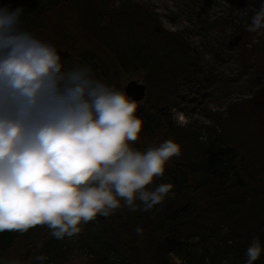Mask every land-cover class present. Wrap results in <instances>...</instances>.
Instances as JSON below:
<instances>
[{
    "label": "rangeland",
    "instance_id": "1",
    "mask_svg": "<svg viewBox=\"0 0 264 264\" xmlns=\"http://www.w3.org/2000/svg\"><path fill=\"white\" fill-rule=\"evenodd\" d=\"M262 3L264 0H0L3 5L25 8L23 26L54 44L61 51L66 69L73 67L71 59L63 54L67 51L63 47L66 40L72 39L74 44L76 37L80 46L92 47L104 55L101 46L109 49L114 42L123 45L122 33L132 25L156 50L168 46L184 55L187 63L182 65L184 61L179 60L182 68L178 75H168L169 66L164 62L163 73L153 80L132 75L121 88L131 81L145 85L143 102L168 114L172 139L181 146V153L172 161L196 163L212 144L223 145L237 153L238 160L244 162L245 174L254 179L264 178V30L250 32L248 25ZM82 6L90 7L92 30L81 17ZM217 184L215 181L206 189L211 195L205 200L208 207L217 200ZM241 195L233 191L231 202L238 201ZM244 195L250 212L243 204L236 213L228 211L226 216L233 219L223 220L216 214L214 221H224L220 235L230 233L238 241L258 236L264 243V221L259 215L264 211V193ZM156 218L161 220L163 215ZM185 231L194 239L190 245L198 251L196 232L192 228ZM16 235L3 256L6 261L139 264L135 257L125 260L119 255L113 232L98 218L71 237L56 238L46 225H36ZM219 236H211L204 248L218 244ZM41 256L42 260L37 259ZM244 257L243 254L241 259ZM220 258L224 261L221 264L233 260L226 253ZM206 264L213 263L207 260Z\"/></svg>",
    "mask_w": 264,
    "mask_h": 264
},
{
    "label": "clouds",
    "instance_id": "2",
    "mask_svg": "<svg viewBox=\"0 0 264 264\" xmlns=\"http://www.w3.org/2000/svg\"><path fill=\"white\" fill-rule=\"evenodd\" d=\"M24 14L23 6L0 4V231L46 225L56 238L71 237L122 207L148 211L162 203L173 184L155 182L181 146L169 138L136 147L145 123L136 98L90 64L66 69L57 47L23 26ZM258 30L264 3L248 25ZM262 253L257 236L245 264Z\"/></svg>",
    "mask_w": 264,
    "mask_h": 264
},
{
    "label": "trees",
    "instance_id": "3",
    "mask_svg": "<svg viewBox=\"0 0 264 264\" xmlns=\"http://www.w3.org/2000/svg\"><path fill=\"white\" fill-rule=\"evenodd\" d=\"M80 12L81 17L89 23L92 30L90 7L82 6ZM90 33L92 32L88 35H91ZM122 35L125 40L123 45L114 42L113 47L109 49L101 46L100 51L105 53L104 55L92 47H86L83 44L80 46V41L76 37H74V44L72 39L64 42L63 47H66L67 51L62 53L67 54L71 59L73 67L77 63L90 64L98 78L104 79L117 88H121L122 82L129 80L132 75L146 76L148 81L153 80L155 75L163 73L164 62H167L169 66L168 75L174 76L178 75L177 71L182 68L179 60L184 61L182 65L187 63L186 57L173 48L165 46L156 50L142 33H136L133 25ZM139 105L137 115L141 116L145 123L141 137L133 142L134 145L143 150L149 146L158 145L166 139H172V123L168 114L147 101ZM254 177L250 178L245 174L244 162L238 160L234 150L223 145L212 144L202 159L196 163L174 161L169 163L165 175L158 177L155 182V185L167 182L173 184V188L162 203L148 211H144L142 206L135 212L122 207L107 217L98 216L97 218L107 230L113 232L116 250L125 260L135 257L139 264H206L209 260L213 264H221L219 262L224 261L220 256L226 253L233 256V260L231 262L226 260V264H245L246 249L255 237L238 241L239 239L232 237L230 233L220 235V224L224 223V219H233L226 216L228 211L232 210L236 213L242 209L243 204H246L250 212L251 208L245 203L246 195L244 194L255 196L264 193V178L254 179ZM215 181L218 182L215 190L217 200L211 201L208 207V202L205 203V200L211 195L206 189ZM233 191L242 194L236 202H231ZM183 202L186 204L179 207ZM261 204L264 210V200ZM158 206H161V211ZM158 214L163 215L161 220L156 218ZM216 214H220L219 218L223 220L216 223L214 221ZM261 214L264 221V211L259 212V215ZM181 219L184 220L183 223L179 222ZM138 226L144 229L142 234L135 231ZM186 228L188 230L192 228L196 232L194 238L201 248L198 251L196 247L194 249L195 245H190L194 239L191 235L188 236ZM217 233L221 236L217 241L219 243L204 248V243ZM243 254L245 257L241 259ZM4 255L5 251L0 250V258L3 259ZM119 263L109 262V264ZM255 264H264V253Z\"/></svg>",
    "mask_w": 264,
    "mask_h": 264
},
{
    "label": "water",
    "instance_id": "4",
    "mask_svg": "<svg viewBox=\"0 0 264 264\" xmlns=\"http://www.w3.org/2000/svg\"><path fill=\"white\" fill-rule=\"evenodd\" d=\"M124 89H126L130 96L135 97L138 103L143 102L146 97V86L136 81L129 82ZM15 238L16 233L12 230L0 231V249L4 251L9 248Z\"/></svg>",
    "mask_w": 264,
    "mask_h": 264
}]
</instances>
